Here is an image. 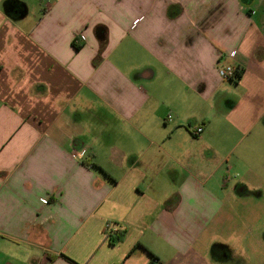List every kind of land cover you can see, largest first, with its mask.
<instances>
[{
    "label": "crops",
    "instance_id": "obj_1",
    "mask_svg": "<svg viewBox=\"0 0 264 264\" xmlns=\"http://www.w3.org/2000/svg\"><path fill=\"white\" fill-rule=\"evenodd\" d=\"M263 172L264 0H0V264H232Z\"/></svg>",
    "mask_w": 264,
    "mask_h": 264
},
{
    "label": "rangeland",
    "instance_id": "obj_2",
    "mask_svg": "<svg viewBox=\"0 0 264 264\" xmlns=\"http://www.w3.org/2000/svg\"><path fill=\"white\" fill-rule=\"evenodd\" d=\"M238 184V189H245L237 196L236 206L234 205L236 209L215 233L232 248L240 244V250L232 264H244V261L245 264H250L249 261L264 264V180L250 183L251 185L244 182ZM244 232L247 238L245 237L246 242L242 245Z\"/></svg>",
    "mask_w": 264,
    "mask_h": 264
},
{
    "label": "built area",
    "instance_id": "obj_3",
    "mask_svg": "<svg viewBox=\"0 0 264 264\" xmlns=\"http://www.w3.org/2000/svg\"><path fill=\"white\" fill-rule=\"evenodd\" d=\"M219 74L222 77L226 78V79H236L237 78L236 77V75H237V67L233 66V65H224V66L219 68ZM202 130H203V127H197V129H196V131L199 132V133ZM76 155H80V153L77 152ZM45 264H49V263L46 262Z\"/></svg>",
    "mask_w": 264,
    "mask_h": 264
},
{
    "label": "trees",
    "instance_id": "obj_4",
    "mask_svg": "<svg viewBox=\"0 0 264 264\" xmlns=\"http://www.w3.org/2000/svg\"><path fill=\"white\" fill-rule=\"evenodd\" d=\"M241 72H242V68L237 67V75H236L237 78H240ZM124 233H125L124 230H119L117 232H113V230H109L108 234H109L110 242L115 243L120 241Z\"/></svg>",
    "mask_w": 264,
    "mask_h": 264
}]
</instances>
